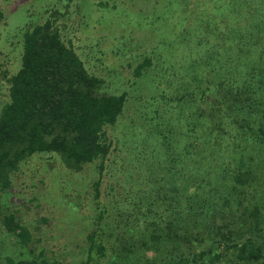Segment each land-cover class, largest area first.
I'll return each instance as SVG.
<instances>
[{
  "label": "trees",
  "instance_id": "16d2710c",
  "mask_svg": "<svg viewBox=\"0 0 264 264\" xmlns=\"http://www.w3.org/2000/svg\"><path fill=\"white\" fill-rule=\"evenodd\" d=\"M171 3L178 18L163 48H190L187 87L160 95L176 113L164 132L176 142L125 182L106 162L115 153L108 131L121 121L127 93L104 91V79L67 39L64 13L51 9L24 29L19 69L0 71V97L7 90L0 100V230L23 248L35 242L33 232L5 209L3 196L24 165L46 156L76 174L96 165L98 215L81 240L80 264H264V0ZM153 65L147 56L136 76ZM184 103L189 113L180 117ZM111 177L121 188H113L117 210L106 228L102 185ZM45 255L5 256L0 264H70Z\"/></svg>",
  "mask_w": 264,
  "mask_h": 264
},
{
  "label": "rangeland",
  "instance_id": "374dc122",
  "mask_svg": "<svg viewBox=\"0 0 264 264\" xmlns=\"http://www.w3.org/2000/svg\"><path fill=\"white\" fill-rule=\"evenodd\" d=\"M172 1L74 0L67 4L65 0H0V71L15 73L19 69L24 29L43 22L53 9L65 14L61 22L66 24L67 39L88 68L104 79V91L127 93L126 111L108 131L115 153L106 162L124 182L136 168L162 159L163 151L176 142L175 133H164L176 123V113L160 95L170 96L175 89L182 93L187 87L190 48L185 45L178 50L177 44L163 48L170 42L166 31L173 29L178 18L179 9ZM226 3L221 11L228 7ZM147 56L154 65L137 77L135 70ZM176 61H182L183 66ZM6 93L4 88L1 101L7 98ZM184 104L177 109L180 117L189 113ZM97 176L96 165L76 174L46 156L24 165L3 203L6 210L18 212L35 242L23 248L15 237L0 230V258L36 257L45 249L48 259L68 258L70 264H80L81 240L91 226L90 218L98 215L91 195ZM115 187L118 190L120 186L112 177L109 184L104 181L102 185L101 199L109 210L104 215L108 216L106 228L117 210Z\"/></svg>",
  "mask_w": 264,
  "mask_h": 264
}]
</instances>
